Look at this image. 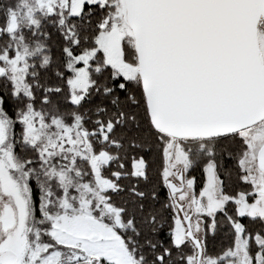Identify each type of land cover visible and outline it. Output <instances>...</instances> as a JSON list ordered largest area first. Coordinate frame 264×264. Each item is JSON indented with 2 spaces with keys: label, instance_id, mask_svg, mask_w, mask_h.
I'll return each mask as SVG.
<instances>
[{
  "label": "snow or ice",
  "instance_id": "snow-or-ice-1",
  "mask_svg": "<svg viewBox=\"0 0 264 264\" xmlns=\"http://www.w3.org/2000/svg\"><path fill=\"white\" fill-rule=\"evenodd\" d=\"M0 264H264V0H0Z\"/></svg>",
  "mask_w": 264,
  "mask_h": 264
}]
</instances>
